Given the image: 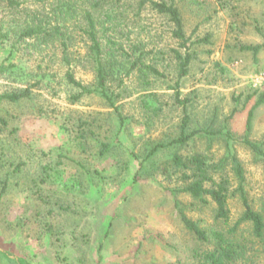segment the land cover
<instances>
[{"label":"rangeland","instance_id":"374dc122","mask_svg":"<svg viewBox=\"0 0 264 264\" xmlns=\"http://www.w3.org/2000/svg\"><path fill=\"white\" fill-rule=\"evenodd\" d=\"M173 1L193 42L188 73L177 78L170 48L179 46L166 18L148 8L135 16L129 6L116 27L119 41L163 49L156 61L151 54L145 60L164 75L133 70L109 84L116 109L96 92L76 98L80 89L65 78L69 71L95 86L81 32L73 46L78 60L69 66L59 48L37 53L0 40V94L30 88L29 98L0 100V264H197L194 250L208 245L183 226L175 201L203 228L215 225V205L172 194L190 171L171 164L174 154L200 155L212 180L225 182L230 224L243 210L236 158L246 195L264 214V157L240 142L264 90L255 84L264 45L256 54L247 48L264 43V0ZM7 15L0 1V18ZM176 97L189 99L185 110ZM184 113L186 131L199 132L173 144ZM249 138L264 139V101L254 108ZM160 142L171 143L149 156ZM103 143L109 149L100 154Z\"/></svg>","mask_w":264,"mask_h":264},{"label":"trees","instance_id":"16d2710c","mask_svg":"<svg viewBox=\"0 0 264 264\" xmlns=\"http://www.w3.org/2000/svg\"><path fill=\"white\" fill-rule=\"evenodd\" d=\"M7 8V18H0V40L13 39V44L25 42L33 51L40 53L44 49L59 48L61 61L71 65L77 61L74 40L81 32L85 39L87 62L94 71L96 83L94 88H88L75 79L73 74L66 71L65 78L68 82L80 89L76 98L83 94L98 93L111 107L116 109L115 94L108 92L109 84L123 81L122 75L128 76L136 70L141 77H147L151 73L154 77L164 75L154 64L146 62L145 57L151 54V61H156L155 55L164 50H156V47L146 49V43L141 39L124 46L119 41L117 28L122 17L126 14V8L134 6V15L139 16L143 9L162 15L170 23V34L177 40L179 47H171L177 63V78H182L188 73L192 54L189 51L193 42L189 41L184 31V22L180 9L173 0H0ZM207 38H197L196 42L206 41ZM264 45L248 46L256 54ZM183 48L182 53L179 49ZM129 50L133 53L130 57ZM154 51V52H153ZM146 84L149 82L146 81ZM178 84L170 86L178 90ZM264 86V85H262ZM30 97V88H24L11 93L0 94V100L10 102L19 101ZM176 102L186 108L189 99ZM264 101V90L259 99L247 113L245 131L240 142L246 145L256 155L264 157V139L260 142L249 138L253 111L259 102ZM120 122H122L120 120ZM187 115L184 113L177 138L172 143L183 145L198 130L186 131ZM202 132L210 133L209 129ZM231 139L230 133H225ZM171 142L157 143L149 152V156L159 147H165ZM109 149L103 143L100 154ZM235 174L237 176V188L243 210L241 215L230 224V209L228 198L230 196L224 181L215 182L207 172L204 161L200 155H193L183 159L180 155L172 156L171 164L176 168L187 170L182 180L184 184L172 189V194L177 192L188 193L193 199L207 203V197L215 205L214 222L210 228L199 226L197 221L189 218L176 200L180 220L183 226L195 236L197 240L208 247L204 250L196 249L193 252L197 264H264V214L256 210L250 203L243 188L244 175L240 162L233 158ZM206 181H210L207 184ZM247 231V233H246Z\"/></svg>","mask_w":264,"mask_h":264},{"label":"built area","instance_id":"2783aa9c","mask_svg":"<svg viewBox=\"0 0 264 264\" xmlns=\"http://www.w3.org/2000/svg\"><path fill=\"white\" fill-rule=\"evenodd\" d=\"M256 80H255V84L262 86L264 85V68H262L257 75L255 76Z\"/></svg>","mask_w":264,"mask_h":264}]
</instances>
